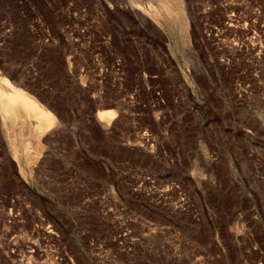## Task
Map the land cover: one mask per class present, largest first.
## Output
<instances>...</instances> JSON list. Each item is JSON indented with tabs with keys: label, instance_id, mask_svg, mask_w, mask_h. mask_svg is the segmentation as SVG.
<instances>
[{
	"label": "rangeland",
	"instance_id": "obj_1",
	"mask_svg": "<svg viewBox=\"0 0 264 264\" xmlns=\"http://www.w3.org/2000/svg\"><path fill=\"white\" fill-rule=\"evenodd\" d=\"M1 77L0 264H264V0H0Z\"/></svg>",
	"mask_w": 264,
	"mask_h": 264
},
{
	"label": "bare ground",
	"instance_id": "obj_2",
	"mask_svg": "<svg viewBox=\"0 0 264 264\" xmlns=\"http://www.w3.org/2000/svg\"><path fill=\"white\" fill-rule=\"evenodd\" d=\"M139 5L137 3L135 6L138 7ZM0 105L6 123L17 117L22 110L33 117L32 120L35 122L32 124L34 132L37 134L48 131L52 122H54V117L49 110L42 107L40 102L29 92L15 85L6 77L0 78ZM113 116L114 112L111 110H102L97 114V118L105 125L110 122ZM30 148V144H28L27 149L30 150ZM15 153H17V149Z\"/></svg>",
	"mask_w": 264,
	"mask_h": 264
}]
</instances>
